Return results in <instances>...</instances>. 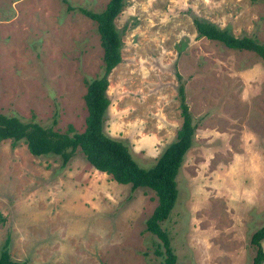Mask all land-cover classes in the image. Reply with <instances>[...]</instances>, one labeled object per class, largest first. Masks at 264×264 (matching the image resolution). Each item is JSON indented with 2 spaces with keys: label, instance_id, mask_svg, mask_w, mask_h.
<instances>
[{
  "label": "rangeland",
  "instance_id": "obj_1",
  "mask_svg": "<svg viewBox=\"0 0 264 264\" xmlns=\"http://www.w3.org/2000/svg\"><path fill=\"white\" fill-rule=\"evenodd\" d=\"M0 0V113L66 131L85 126L86 82L101 74L96 23L78 8L108 0ZM197 16L264 43V0H124L121 61L108 75L103 130L152 167L182 123L196 125L162 222L176 264H253L264 224V61L198 36ZM148 187L131 190L77 150L63 166L21 140L0 141V246L22 264H161L145 221ZM260 246L264 251V239ZM264 264V261L262 262Z\"/></svg>",
  "mask_w": 264,
  "mask_h": 264
},
{
  "label": "trees",
  "instance_id": "obj_2",
  "mask_svg": "<svg viewBox=\"0 0 264 264\" xmlns=\"http://www.w3.org/2000/svg\"><path fill=\"white\" fill-rule=\"evenodd\" d=\"M68 9H73L68 0H62ZM124 0H108L104 9L92 11L79 7L78 10L96 23V31L102 48L103 68L99 76L86 82L84 95L87 115L82 131H76L68 125L66 131L53 128L52 124L43 125L35 116L23 119L17 115L0 113V141H23L30 154L34 156H59L64 166L79 150L87 161L98 171L111 176L117 183L130 184L131 190L148 187L156 195V205L145 221L146 231L157 236L159 241L154 247V254L161 258V264H176L177 256L171 246L168 232L162 227L178 196L176 175L187 150L193 144L196 125L185 101L184 86L178 88L182 123L177 130L176 140L170 142L155 164L150 168L140 166L131 156L127 146L120 140L106 135L103 130L105 113L109 106L106 94L108 75L121 61V39L115 27V18L121 12ZM193 23L198 36L222 43L224 46L249 50L264 61V43L251 36H236L227 28H221L203 18L194 16ZM264 239V224L253 232L250 241L257 246L253 264H262L264 251L260 243ZM9 239L0 246V264H22L12 260L8 251Z\"/></svg>",
  "mask_w": 264,
  "mask_h": 264
}]
</instances>
